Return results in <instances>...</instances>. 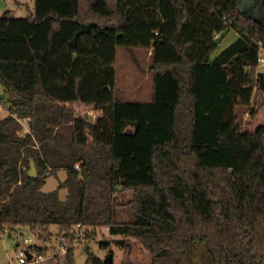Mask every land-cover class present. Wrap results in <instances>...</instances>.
<instances>
[{
    "label": "trees",
    "instance_id": "16d2710c",
    "mask_svg": "<svg viewBox=\"0 0 264 264\" xmlns=\"http://www.w3.org/2000/svg\"><path fill=\"white\" fill-rule=\"evenodd\" d=\"M246 3L35 0L32 16L0 17V86L12 96L0 232L29 226L49 242L58 225L67 248L51 264H78V226L102 225L140 240L151 264H264V21ZM227 28L239 36L213 57ZM118 47L152 51L151 101L116 96ZM239 108L261 122L245 129ZM60 169L66 179L43 191ZM120 189L135 191L126 225ZM28 251L37 264L46 249ZM85 251V264H114Z\"/></svg>",
    "mask_w": 264,
    "mask_h": 264
},
{
    "label": "rangeland",
    "instance_id": "374dc122",
    "mask_svg": "<svg viewBox=\"0 0 264 264\" xmlns=\"http://www.w3.org/2000/svg\"><path fill=\"white\" fill-rule=\"evenodd\" d=\"M260 0H248L245 10L248 14L264 21V8L260 6ZM35 0H0V17L11 16L15 18H26L34 15ZM239 34L235 29H230L228 35L218 43L215 52H219L223 47L228 46L238 38ZM152 51L143 47H118L116 82L114 91L116 96L124 102H149L153 97V74L151 65L153 63ZM258 71L264 72V67H259ZM3 87L0 86V94ZM5 94V98H0V115L8 114L10 106V94ZM260 98L255 92L253 104ZM243 127L253 129L261 122V114L257 118H252L248 108H239ZM25 130H29L25 123ZM31 169V168H30ZM67 172L60 169L57 175L49 176L42 190L45 192L53 191L58 188L61 181L65 180ZM66 189L60 190V196L65 199ZM133 189H120L115 197L114 211L115 221L121 224L131 223L134 218L128 203L134 198ZM89 230L92 235L90 239L86 238V231ZM50 231L53 234L51 241H43L29 226L18 228V232L10 233L8 230L0 233V264H18L16 248L23 249L31 246L42 247L46 249L45 255L37 264H51L56 261L58 256H63L66 252L65 240L60 236V227L56 224L51 225ZM81 235L75 239V260L78 264H85L87 254L85 246L90 245L91 250L103 260L112 254L114 264H151L152 255L144 244L134 238L124 235L112 234L106 225L96 227H81L77 233ZM124 242L123 244L121 242ZM105 243V247H102ZM65 246V247H64ZM56 264H58L56 262Z\"/></svg>",
    "mask_w": 264,
    "mask_h": 264
},
{
    "label": "built area",
    "instance_id": "2783aa9c",
    "mask_svg": "<svg viewBox=\"0 0 264 264\" xmlns=\"http://www.w3.org/2000/svg\"><path fill=\"white\" fill-rule=\"evenodd\" d=\"M226 19V18H225ZM259 64H260V67H264V51L261 50V53H260V56H259ZM78 167V166H77ZM81 227L78 226L77 228V231L80 229ZM1 233V232H0ZM81 233L78 232L77 233V236H80ZM65 247V246H64ZM28 250L27 249H23L20 247H17L16 248V255H17V258H18V264H27L30 260L34 259L35 258V255L32 254V258L29 259L28 258ZM38 259H41V257H38Z\"/></svg>",
    "mask_w": 264,
    "mask_h": 264
},
{
    "label": "water",
    "instance_id": "95a60500",
    "mask_svg": "<svg viewBox=\"0 0 264 264\" xmlns=\"http://www.w3.org/2000/svg\"><path fill=\"white\" fill-rule=\"evenodd\" d=\"M229 31H230V29L227 28V29H225L223 32H221V33L219 34V36H217L216 41H217L218 43H220V42H221V41H222V40L228 35ZM0 98H5V94H4V93L0 94ZM127 133H128V134H132V131H129V132H127ZM29 175H30L32 178H36V177H37V169L35 168V165H34L33 163H32V165H31V169H30V171H29ZM121 243L123 244L124 242L122 241ZM28 258L31 259V258H32V254L28 253ZM106 261H108V262H113V255L110 254V255L106 258Z\"/></svg>",
    "mask_w": 264,
    "mask_h": 264
},
{
    "label": "crops",
    "instance_id": "0c3cea01",
    "mask_svg": "<svg viewBox=\"0 0 264 264\" xmlns=\"http://www.w3.org/2000/svg\"><path fill=\"white\" fill-rule=\"evenodd\" d=\"M223 48H225V47H223ZM223 48H222V49H223ZM222 49H221V50H222ZM221 50H220V51H221ZM220 51H219V52H220ZM219 52H214L212 56L214 57V56H215L217 53H219ZM28 252H29L30 254H32L31 251H28Z\"/></svg>",
    "mask_w": 264,
    "mask_h": 264
}]
</instances>
